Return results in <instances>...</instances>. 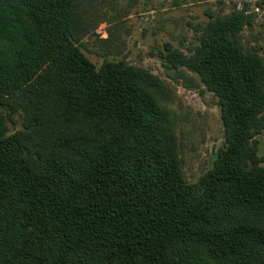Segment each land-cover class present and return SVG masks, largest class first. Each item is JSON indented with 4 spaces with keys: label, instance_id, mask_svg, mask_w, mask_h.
<instances>
[{
    "label": "trees",
    "instance_id": "16d2710c",
    "mask_svg": "<svg viewBox=\"0 0 264 264\" xmlns=\"http://www.w3.org/2000/svg\"><path fill=\"white\" fill-rule=\"evenodd\" d=\"M87 2L0 0V264H264V59L241 40L247 16L211 20L189 55L165 48L223 125L189 183L164 85L81 52Z\"/></svg>",
    "mask_w": 264,
    "mask_h": 264
},
{
    "label": "rangeland",
    "instance_id": "374dc122",
    "mask_svg": "<svg viewBox=\"0 0 264 264\" xmlns=\"http://www.w3.org/2000/svg\"><path fill=\"white\" fill-rule=\"evenodd\" d=\"M97 13L94 30L79 45L96 67L123 62L151 73L165 90L164 102L177 136L184 179L195 183L209 171L224 146L217 98L185 67L173 68L166 47L189 55L203 28L233 10L243 11L248 24L243 44L264 59V0H87ZM9 133L21 129V116L12 114ZM264 166V130L256 136Z\"/></svg>",
    "mask_w": 264,
    "mask_h": 264
}]
</instances>
